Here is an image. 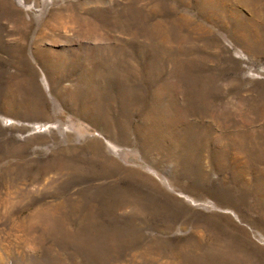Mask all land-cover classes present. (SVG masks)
I'll use <instances>...</instances> for the list:
<instances>
[{
  "label": "rangeland",
  "instance_id": "obj_1",
  "mask_svg": "<svg viewBox=\"0 0 264 264\" xmlns=\"http://www.w3.org/2000/svg\"><path fill=\"white\" fill-rule=\"evenodd\" d=\"M0 264H264V0H0Z\"/></svg>",
  "mask_w": 264,
  "mask_h": 264
}]
</instances>
